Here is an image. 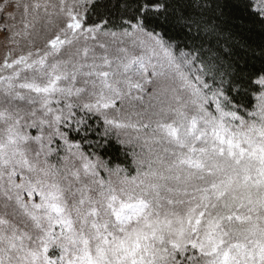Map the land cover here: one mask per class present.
Listing matches in <instances>:
<instances>
[{"label": "snow or ice", "instance_id": "obj_1", "mask_svg": "<svg viewBox=\"0 0 264 264\" xmlns=\"http://www.w3.org/2000/svg\"><path fill=\"white\" fill-rule=\"evenodd\" d=\"M0 8V264H264V0Z\"/></svg>", "mask_w": 264, "mask_h": 264}, {"label": "rangeland", "instance_id": "obj_2", "mask_svg": "<svg viewBox=\"0 0 264 264\" xmlns=\"http://www.w3.org/2000/svg\"><path fill=\"white\" fill-rule=\"evenodd\" d=\"M14 0H0V8H5V11H11L12 8L9 7H5L6 5H10L11 3H13ZM0 39H2V36H0Z\"/></svg>", "mask_w": 264, "mask_h": 264}]
</instances>
